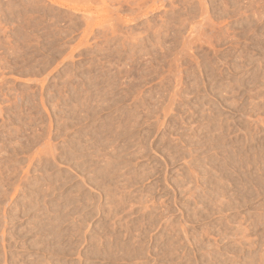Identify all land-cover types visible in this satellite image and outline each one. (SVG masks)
I'll return each mask as SVG.
<instances>
[{"label":"rangeland","instance_id":"obj_1","mask_svg":"<svg viewBox=\"0 0 264 264\" xmlns=\"http://www.w3.org/2000/svg\"><path fill=\"white\" fill-rule=\"evenodd\" d=\"M0 264H264V0H0Z\"/></svg>","mask_w":264,"mask_h":264}]
</instances>
